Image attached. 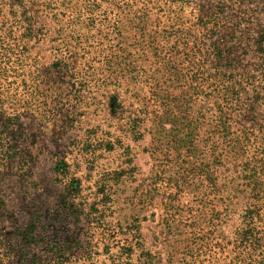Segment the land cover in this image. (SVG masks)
I'll list each match as a JSON object with an SVG mask.
<instances>
[{
	"label": "rangeland",
	"instance_id": "1",
	"mask_svg": "<svg viewBox=\"0 0 264 264\" xmlns=\"http://www.w3.org/2000/svg\"><path fill=\"white\" fill-rule=\"evenodd\" d=\"M0 264H264V0H0Z\"/></svg>",
	"mask_w": 264,
	"mask_h": 264
}]
</instances>
